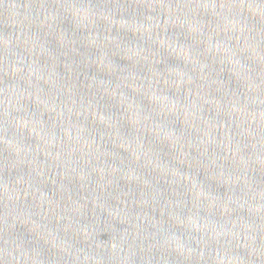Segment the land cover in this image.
<instances>
[{
  "label": "water",
  "instance_id": "95a60500",
  "mask_svg": "<svg viewBox=\"0 0 264 264\" xmlns=\"http://www.w3.org/2000/svg\"><path fill=\"white\" fill-rule=\"evenodd\" d=\"M0 264H264V0H0Z\"/></svg>",
  "mask_w": 264,
  "mask_h": 264
}]
</instances>
